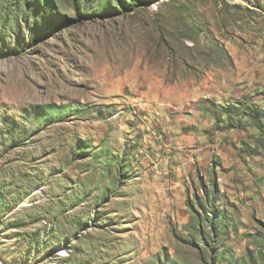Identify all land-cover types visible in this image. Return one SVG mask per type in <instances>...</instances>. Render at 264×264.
Listing matches in <instances>:
<instances>
[{
	"label": "rangeland",
	"instance_id": "1",
	"mask_svg": "<svg viewBox=\"0 0 264 264\" xmlns=\"http://www.w3.org/2000/svg\"><path fill=\"white\" fill-rule=\"evenodd\" d=\"M112 8L78 19L59 1L61 17L36 24L0 13V121L24 132L0 155V262L264 264V129L245 107L264 96L209 100L220 128L251 133L179 188L163 144L179 96L243 85L238 69L264 49V0ZM16 173L29 186L8 190Z\"/></svg>",
	"mask_w": 264,
	"mask_h": 264
},
{
	"label": "crops",
	"instance_id": "2",
	"mask_svg": "<svg viewBox=\"0 0 264 264\" xmlns=\"http://www.w3.org/2000/svg\"><path fill=\"white\" fill-rule=\"evenodd\" d=\"M238 62V61H237ZM245 68L238 69L235 76L237 82L243 85L228 89L211 90L197 87L188 94H183L176 101V106L165 117L167 120L164 132L169 140H164V146L168 148L169 158L172 163L178 164L172 167L174 175L172 183L176 188L181 187L179 179L184 180V174L193 170L195 164L208 166L214 160L219 166H225L237 156L240 148L245 146L249 131L242 128L222 129L217 124L212 113L209 100L219 105H225L229 99L254 97L259 104L264 96V49L260 54L248 61ZM216 88V85H215ZM181 192L178 191V193Z\"/></svg>",
	"mask_w": 264,
	"mask_h": 264
},
{
	"label": "trees",
	"instance_id": "3",
	"mask_svg": "<svg viewBox=\"0 0 264 264\" xmlns=\"http://www.w3.org/2000/svg\"><path fill=\"white\" fill-rule=\"evenodd\" d=\"M63 2L65 5H67L71 10L74 11L75 16L78 19H82L85 17L90 18H96L98 15L111 18L113 15H110V8H112V5L114 4L112 8V12L117 13H127L130 11L136 10L139 6L147 5L153 0H0V13L4 14V19H9L12 16L15 15L13 18L14 20L17 19L16 16H20L23 19L24 22L28 23L31 18H35V24H36V18H45L47 15H50V20L56 17H61L60 14L56 13L55 5L56 2ZM102 3L100 6H96L95 4ZM34 7V17L28 16L27 10L29 8ZM16 11V13L14 12ZM13 12V13H12ZM26 15V16H25ZM46 15V16H45ZM2 16H0V25L3 27L6 24V21L1 20ZM30 18V19H28ZM247 112L246 113L250 118L254 119V121L259 125V129H264V109L258 108L257 109L247 106ZM238 108V107H235ZM255 112L259 113L260 116H257ZM5 121V120H4ZM19 127V126H18ZM230 128H236L233 125L230 126ZM237 128H241L240 125L237 126ZM23 131H19L17 128L9 129V127H6L5 123L2 124V121H0V155L3 154L7 147H14V144L17 143V140L15 139L16 135L23 134ZM24 173H20V175H17V173L13 176V181L11 183L6 182V180H3L5 186L8 190H12L17 188V185H20L21 183L30 181V177H24ZM2 178V175L0 174V179ZM27 184V183H26ZM26 186V185H24ZM29 186V182H28ZM5 189V188H4ZM5 191V190H4ZM6 193L0 194V202L3 199ZM2 209V204L0 203V210ZM46 219H49V217H46ZM37 221H40V219H37ZM78 224L77 222H74V225ZM56 232L57 230L54 229ZM262 231L264 233V227L262 228Z\"/></svg>",
	"mask_w": 264,
	"mask_h": 264
},
{
	"label": "bare ground",
	"instance_id": "4",
	"mask_svg": "<svg viewBox=\"0 0 264 264\" xmlns=\"http://www.w3.org/2000/svg\"><path fill=\"white\" fill-rule=\"evenodd\" d=\"M0 264H2V263L0 262Z\"/></svg>",
	"mask_w": 264,
	"mask_h": 264
}]
</instances>
